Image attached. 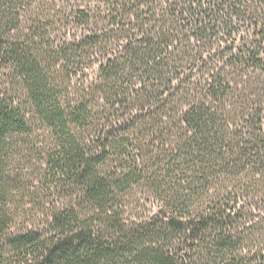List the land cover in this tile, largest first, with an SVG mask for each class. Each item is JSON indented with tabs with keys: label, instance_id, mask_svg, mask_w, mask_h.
Here are the masks:
<instances>
[{
	"label": "trees",
	"instance_id": "obj_1",
	"mask_svg": "<svg viewBox=\"0 0 264 264\" xmlns=\"http://www.w3.org/2000/svg\"><path fill=\"white\" fill-rule=\"evenodd\" d=\"M0 264H264V0H0Z\"/></svg>",
	"mask_w": 264,
	"mask_h": 264
},
{
	"label": "rangeland",
	"instance_id": "obj_2",
	"mask_svg": "<svg viewBox=\"0 0 264 264\" xmlns=\"http://www.w3.org/2000/svg\"><path fill=\"white\" fill-rule=\"evenodd\" d=\"M37 188L39 187V186H36ZM43 190H45L46 188L43 186V187H41ZM43 192H45V191H43ZM44 195H46V193H43V194H41L40 196H41V199L39 200V201H37V202H35L34 201V205L32 204H30L29 206H28V209L29 208H32L31 210L32 211H38V210H36V204L38 205V203H39V206L42 204V203H44L47 199H44ZM33 213V212H32ZM38 215V214H37ZM36 215V216H37Z\"/></svg>",
	"mask_w": 264,
	"mask_h": 264
}]
</instances>
